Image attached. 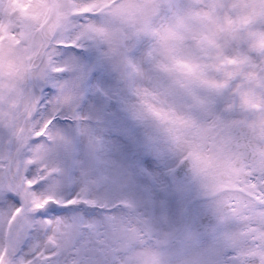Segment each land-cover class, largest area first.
<instances>
[{"label": "rangeland", "instance_id": "rangeland-1", "mask_svg": "<svg viewBox=\"0 0 264 264\" xmlns=\"http://www.w3.org/2000/svg\"><path fill=\"white\" fill-rule=\"evenodd\" d=\"M256 6L255 0H57L58 26L55 32L56 40L52 39L53 45L66 42L67 29L78 23L72 19L73 14L94 12L97 15L94 19H88L80 26L79 31L73 34L85 37L90 43L82 47H60L59 62L66 66V71L54 74L53 79L47 83L35 82L46 105L47 101L57 94V88L53 87V84L72 80L76 75L77 64L90 69L81 85L82 98L77 109L82 119L76 121L58 116L55 124L57 129L72 137V149H69L68 153L61 150L54 159L65 167L76 158L94 168L106 169L117 178L116 184L107 191L112 201H132L141 212L148 214L146 202H141L137 196L132 199L131 193L137 191L133 186L126 184H162L170 180L168 170L162 171L160 178L155 177L152 171L143 173L138 170H126L135 158V150L129 151V146H135L138 141L136 137L129 139L127 147V129L137 125L138 108L131 103V95L137 82L143 79L142 70L146 77L154 72L156 58L162 52L173 49L189 50L190 34L195 30V22L189 21L197 10L207 9L213 15L226 11L232 15L242 9ZM47 11V0H0V158L6 153L4 131H16L28 109L27 90L23 87V81L30 60L41 46L39 26ZM260 32H264V14L258 16L253 23L214 38L215 43L211 51L203 49L202 52L206 65L204 79L175 77V87L193 86L196 90L192 92L199 93L200 96H210L207 92L221 95L227 85L226 80L219 74L226 77L234 72L237 68L235 57L241 65L248 62L251 68H256L258 75L261 74L264 72V48L256 49L251 44L254 35ZM21 41L23 43H19ZM52 52L53 49H48L45 60L40 63L35 76L43 74L47 66L46 58ZM219 59H225V63L217 66ZM229 62L233 64L228 65ZM162 70L169 71L163 67ZM169 75L171 76L170 72ZM179 94L180 97L188 98L187 94L184 95L181 91ZM185 101L187 102L186 99ZM189 102L199 104L196 103L197 99ZM203 104L202 107L205 106ZM194 109L198 107L194 105ZM78 126L86 129L87 135H78L75 130ZM42 140L43 138H36L34 143H40ZM96 141H99V145ZM25 150L24 140L20 152ZM25 174L31 175L32 170L29 169ZM152 188L153 192L165 191V187L161 185ZM147 189L151 191L150 187ZM69 191L66 188L62 194L68 195ZM18 200L17 197L15 202L18 203ZM152 203L154 205V202ZM153 209L156 210V207ZM154 213L148 217L153 224H157L159 216L155 211ZM97 214L110 215L99 210L94 213ZM177 220V217L170 220L174 222L171 223L170 229L176 230ZM160 235V240L163 241L165 237ZM121 248L129 249V244L125 242ZM156 251H159V248L129 250L120 260V264H159L156 256L150 255ZM2 254L3 251L0 250V259ZM242 255L246 258L245 264H251L250 260L256 256H253L251 251ZM78 261L77 257H69L68 264H78ZM260 264L264 263L260 261Z\"/></svg>", "mask_w": 264, "mask_h": 264}, {"label": "snow or ice", "instance_id": "snow-or-ice-1", "mask_svg": "<svg viewBox=\"0 0 264 264\" xmlns=\"http://www.w3.org/2000/svg\"><path fill=\"white\" fill-rule=\"evenodd\" d=\"M96 15L73 14L72 19L78 23L67 29L66 42L46 46V52L48 49L53 52L46 58L43 74L29 75L23 81L24 89L33 98L32 104L18 130L4 131L6 153L0 158V250L3 251L0 264H68L69 257L79 258L78 264H120L127 251L158 247L161 243L166 245V264H245L241 249L226 243L215 227L209 229L213 242L200 247L196 233L157 228L132 201H111L106 195H93L101 190L107 193L116 184L117 178L106 169L94 168L76 158L65 167L54 159L61 150L68 153L72 149V137L55 124L58 116L82 119L77 109L82 98L81 85L90 69L77 64L72 80L53 84L57 94L46 105L32 85L47 83L54 74L66 71V66L59 62L60 47L90 43L73 34ZM52 39L56 40V36ZM44 60L42 57V63ZM143 103L158 119L184 123L174 113L169 115L146 101ZM76 133L87 135V130L78 126ZM21 134L26 150L16 152V138ZM36 138L43 140L34 143ZM178 163L183 165L182 161ZM29 169L32 174L26 175ZM242 183L245 190L229 189L219 195L229 199L243 197L247 201L244 211L264 219V169L248 171ZM66 188L70 191L63 195ZM108 204L114 206L108 208ZM97 209L110 215H94ZM162 219L167 222L166 217ZM161 233L163 241L159 239ZM125 242L129 249L121 248Z\"/></svg>", "mask_w": 264, "mask_h": 264}, {"label": "flooded vegetation", "instance_id": "flooded-vegetation-1", "mask_svg": "<svg viewBox=\"0 0 264 264\" xmlns=\"http://www.w3.org/2000/svg\"><path fill=\"white\" fill-rule=\"evenodd\" d=\"M235 61L237 68L226 76L232 86L221 95L207 96L211 101L204 107L197 104L198 109H194V103L189 102L193 96H184L187 102L183 107L185 99L179 93L183 88L189 94L193 87L172 89L183 113L179 116L183 124L162 128L137 109V125L127 129V141L134 137L138 141L135 158L126 170H173L179 158L195 160L190 179L163 184L167 187L164 193L153 192L155 184L149 182L126 185L137 191L131 193L132 199L137 196L146 206H151V198L161 200L164 208L160 212L179 219L176 231L196 233L202 247L213 242L209 231L213 227L226 243L239 248L242 232L249 241L263 238L256 233L264 231V219L244 211L247 201L243 197L219 195L229 189L245 190L244 175L252 169H264V105L251 109L241 99L246 94L264 98V92L255 85L264 74L258 76L248 62L241 65L238 58ZM251 71L256 73L255 79L248 75ZM93 195H106L112 201L103 191Z\"/></svg>", "mask_w": 264, "mask_h": 264}, {"label": "clouds", "instance_id": "clouds-1", "mask_svg": "<svg viewBox=\"0 0 264 264\" xmlns=\"http://www.w3.org/2000/svg\"><path fill=\"white\" fill-rule=\"evenodd\" d=\"M255 2L257 5L255 8L242 9L232 15L226 11L213 15L207 9L197 10L189 21L190 23L195 22V30L190 34L189 50L173 49L159 54L154 64L153 75L137 82L135 91L131 95V103L162 128L176 127V123L171 120H162L153 116L143 102L146 101L169 115L173 113L176 116L183 115L178 100L172 92L176 84L175 77L187 76L190 79H204L206 65L201 49L211 51L215 43L214 38L227 31L253 23L258 16L264 14V0H255ZM251 44L256 49L264 48V32L255 34ZM224 63V59H219L217 66ZM162 67L169 71H163ZM248 75L253 79L256 77L254 71L249 72ZM241 99L251 109L264 105V98L259 96L246 94Z\"/></svg>", "mask_w": 264, "mask_h": 264}, {"label": "water", "instance_id": "water-1", "mask_svg": "<svg viewBox=\"0 0 264 264\" xmlns=\"http://www.w3.org/2000/svg\"><path fill=\"white\" fill-rule=\"evenodd\" d=\"M54 9H55V0H50V5H49V12H48V15L47 17L45 18V20L43 21V23L41 24V27H40V31L43 32L48 20L50 19V17L53 15L54 13ZM42 42H43V49L38 53L37 55V60L38 62L41 61L43 55H44V52H45V48L47 45H49L51 43V39H46V37H42ZM35 69L37 68V66L34 67ZM29 75H32V71H31V67L28 68L27 70V77ZM33 86V85H32ZM28 96H29V102H30V105L32 104V100L33 98L30 96L29 92H28ZM24 123V120L22 121L21 125L22 126ZM22 136L23 134H21L18 138H16V152L19 151V148H20V144H21V141H22ZM188 170H174L173 172V175L175 178L179 179V178H184V175L185 173L187 172Z\"/></svg>", "mask_w": 264, "mask_h": 264}, {"label": "bare ground", "instance_id": "bare-ground-1", "mask_svg": "<svg viewBox=\"0 0 264 264\" xmlns=\"http://www.w3.org/2000/svg\"><path fill=\"white\" fill-rule=\"evenodd\" d=\"M55 23V20H54V17H52L51 19H50V21L48 22V25H47V27H46V29H45V32H46V34H48L49 32H50V29H51V27L53 26V24ZM35 62H36V58L35 57H33L32 59H31V62H30V64L33 66L34 64H35ZM33 73H34V71H33ZM36 88V91H37V94H38V88L37 87H35ZM153 175L155 176V177H161V173L160 172H156V171H153ZM58 215V214H57ZM157 228H159V226H157ZM263 248L262 249H260V247H258L254 252H256V254H254V252H253V256H255L256 258H255V262L256 261H260V259L262 260V258H264V245L262 246ZM259 252H261V254L259 253ZM166 250H164V251H156V253H153V254H150V255H155L156 256V258H157V261H158V263L159 264H166V260H167V256H166ZM258 255V256H257ZM262 255V256H261ZM141 257H144V256H141ZM263 263H264V261H263Z\"/></svg>", "mask_w": 264, "mask_h": 264}]
</instances>
